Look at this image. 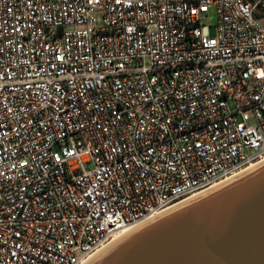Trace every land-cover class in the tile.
<instances>
[{"label": "built area", "instance_id": "1", "mask_svg": "<svg viewBox=\"0 0 264 264\" xmlns=\"http://www.w3.org/2000/svg\"><path fill=\"white\" fill-rule=\"evenodd\" d=\"M263 162L264 0H0V264H86Z\"/></svg>", "mask_w": 264, "mask_h": 264}, {"label": "water", "instance_id": "2", "mask_svg": "<svg viewBox=\"0 0 264 264\" xmlns=\"http://www.w3.org/2000/svg\"><path fill=\"white\" fill-rule=\"evenodd\" d=\"M87 264H264V162L131 230Z\"/></svg>", "mask_w": 264, "mask_h": 264}, {"label": "rangeland", "instance_id": "3", "mask_svg": "<svg viewBox=\"0 0 264 264\" xmlns=\"http://www.w3.org/2000/svg\"><path fill=\"white\" fill-rule=\"evenodd\" d=\"M207 18L205 20V24L210 27V32L214 34V24L216 22V16L214 10L211 8L209 12L206 14Z\"/></svg>", "mask_w": 264, "mask_h": 264}, {"label": "bare ground", "instance_id": "4", "mask_svg": "<svg viewBox=\"0 0 264 264\" xmlns=\"http://www.w3.org/2000/svg\"><path fill=\"white\" fill-rule=\"evenodd\" d=\"M253 168H254V167H253ZM129 232H130V231H129ZM127 233H128V232H127ZM127 233H124V235L127 234ZM124 235L120 236L119 238L123 237ZM119 238H117L116 240H118ZM116 240H115V241H116ZM115 241H114V242H115ZM111 244H112V243H111ZM103 250H104V249H103ZM103 250H102V251H103ZM100 252H101V251H100ZM100 252H98L97 254H99ZM97 254H95V255H94V256H93V257H92L87 263H89V262H90L95 256H97ZM87 263H86V264H87Z\"/></svg>", "mask_w": 264, "mask_h": 264}]
</instances>
